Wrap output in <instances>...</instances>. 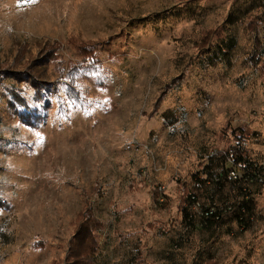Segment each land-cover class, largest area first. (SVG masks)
Listing matches in <instances>:
<instances>
[{
	"label": "rangeland",
	"instance_id": "obj_1",
	"mask_svg": "<svg viewBox=\"0 0 264 264\" xmlns=\"http://www.w3.org/2000/svg\"><path fill=\"white\" fill-rule=\"evenodd\" d=\"M220 27L237 39L232 53L219 38L199 52ZM256 38L264 0H0V74L44 63L56 87L24 120L7 88L25 89L34 110L35 91L3 78L0 264H64L86 207L103 225L95 264H264V189L248 229L225 220L188 234L179 211L186 190L202 195L204 160L234 145L232 130L247 131L264 167Z\"/></svg>",
	"mask_w": 264,
	"mask_h": 264
},
{
	"label": "trees",
	"instance_id": "obj_2",
	"mask_svg": "<svg viewBox=\"0 0 264 264\" xmlns=\"http://www.w3.org/2000/svg\"><path fill=\"white\" fill-rule=\"evenodd\" d=\"M250 16L247 17L246 25L251 32L256 33L262 26L263 14L257 13V15ZM213 38L220 39L219 49L223 57L229 56L237 44L236 37L220 27L204 32L200 41L196 43L198 51L202 53L210 48ZM48 50L53 49L51 46H44L39 52L44 56ZM249 61L264 76V44L259 38L255 40V47ZM38 66L39 71L36 74L31 70L19 69L18 65L13 68L7 66L2 69L0 74V89L5 88L3 78L10 77L19 86L30 84L29 86L35 91L33 99L36 106L33 107L37 108L36 110L32 109L24 96L25 89L22 92V88L17 89L19 87L7 88L9 96L13 99L10 106L17 107V113L24 120L28 119L29 115H41V106H48L51 97L56 93V87L51 83V75L46 71V64L44 66V63H41ZM54 70L60 78L65 77L70 80L75 78L74 67H71L69 72H64L58 64L54 65ZM17 105L26 110L28 115L22 114ZM35 118L37 119V117ZM246 132L245 129L232 130L234 145L229 142L228 148L225 149L226 152L210 154L207 161L204 160L206 163L202 165L201 171L207 178L198 181L201 196L198 193H193L191 189L185 191L179 211L188 234L200 227L217 226L225 220L235 221L242 229H248L251 225L250 220L257 207L256 196L261 194L264 189V167L254 160L246 150L244 144ZM203 159L205 158L203 157ZM236 168L241 170L242 177L236 180L230 179L231 171ZM0 204H2L1 201ZM195 210H199V212ZM102 227L101 221L90 207L82 210L77 216L74 239L69 245V252L64 264H95L98 250L96 234ZM207 264H216V262L210 261Z\"/></svg>",
	"mask_w": 264,
	"mask_h": 264
},
{
	"label": "built area",
	"instance_id": "obj_3",
	"mask_svg": "<svg viewBox=\"0 0 264 264\" xmlns=\"http://www.w3.org/2000/svg\"><path fill=\"white\" fill-rule=\"evenodd\" d=\"M242 177V174H241V170L239 168H236V169H233L231 171V174H230V179H238V178H241Z\"/></svg>",
	"mask_w": 264,
	"mask_h": 264
}]
</instances>
